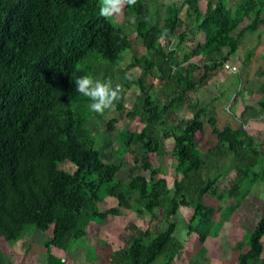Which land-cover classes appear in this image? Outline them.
Here are the masks:
<instances>
[{"label":"trees","instance_id":"obj_1","mask_svg":"<svg viewBox=\"0 0 264 264\" xmlns=\"http://www.w3.org/2000/svg\"><path fill=\"white\" fill-rule=\"evenodd\" d=\"M147 3L125 6L136 20L133 31L145 53L131 55L122 68L123 55L132 48L131 34L125 24L99 15L101 0H0V248L34 230L49 231L43 246L46 264H67L52 248L73 254L78 244H103L100 238L88 243L91 223L103 225L124 210L140 220L149 217L150 225L160 212L154 230L129 222L123 247L111 253L110 264H153L158 258L172 264L184 247L174 220L184 207L192 211L186 234L197 237L203 258L206 239L217 238L252 187L264 183L260 144L242 127L219 129L215 110L199 101L191 118L175 117L237 53L244 36L264 24V0H240L233 10L226 0L207 1L204 11L199 0H184L179 7L167 6L160 25L145 21ZM188 36L201 40L179 57ZM251 53L244 55L246 61ZM136 68L141 75L131 80L127 72ZM86 74L119 84L123 91L112 109L141 125L117 131L118 117L107 122L117 142L118 165L104 161L100 144L90 138L109 109L90 111L89 99L75 91V78ZM132 86L138 95L127 110L125 97ZM203 116L216 143L197 158L194 147ZM167 140L172 141L170 152ZM137 147L141 159L135 156ZM168 154L172 187L149 161V156ZM129 157L134 163L127 180L117 179ZM64 163L74 166L72 173L60 168ZM232 169L235 177L220 194L219 183ZM206 197L217 201L215 209L204 203ZM108 198L116 204L101 210ZM263 238L264 215L236 242V263L264 264ZM198 255L187 264H200ZM5 259L0 251V264H13Z\"/></svg>","mask_w":264,"mask_h":264},{"label":"rangeland","instance_id":"obj_2","mask_svg":"<svg viewBox=\"0 0 264 264\" xmlns=\"http://www.w3.org/2000/svg\"><path fill=\"white\" fill-rule=\"evenodd\" d=\"M184 0H148L146 5V17L145 21L151 25H160L163 23V18L167 12V6L173 4L176 7H179ZM207 1L217 2L218 0H199V7L202 11L205 10ZM229 4L231 10L235 8L237 3L240 0H226ZM181 17L185 18V13H181ZM114 20L117 23L125 24L126 30L131 34L130 38L132 40V48L123 55V61L121 67L125 68L129 61L131 55L140 56L145 53V50L141 42L136 38V34L133 31L134 22H132V17H130L127 10L123 9L122 13L113 16ZM262 18L264 20V10L262 13ZM189 40L181 45L178 49V56L181 57L185 53H190L196 42L201 40V38L196 37L194 40L187 37ZM175 43L169 47L173 48ZM252 47L254 49V56L260 61L259 53L264 48V24H261L259 30L253 34H246L242 39L240 46L238 47L237 53L231 56L230 62L227 64L233 66L237 69V72L229 74L223 69H220L214 73V75L207 82V86H204L202 89L198 90V93L191 97L192 101L187 107L183 110H180L176 113L177 119H189L192 117V108L195 101H199L201 105H208L212 109H218L215 116L217 119V124L222 128L223 123L226 122L225 117L228 114H232L235 107L240 105L238 94L241 95L242 102L244 101V95L246 102H249V109L252 108L251 104L256 105L257 96L254 94H245L243 91V81L241 79H247L248 69H245L243 64L241 65L244 54H246V49ZM252 53V54H253ZM125 59V60H124ZM200 58H193L192 61L198 63ZM264 60V55L262 57ZM201 65V64H199ZM248 66V63H246ZM127 75L131 80H136L141 75L139 69H133L127 72ZM233 75V76H232ZM239 76L241 79H239ZM249 90L257 91L256 85H250ZM138 95V88L132 86L125 97V106L126 109H130ZM264 98V96H262ZM235 102H234V101ZM234 105V107H232ZM247 105V106H248ZM237 106V107H238ZM236 107V108H237ZM229 110V111H228ZM252 111V110H250ZM118 117V113L114 109H109L105 112L103 119H101L91 130L90 138L95 140L96 144H100L101 156L104 161L112 162L116 165L119 164V159L116 155L117 142L115 140V135L110 134L107 129V122L113 118ZM176 119V120H177ZM202 121L204 122V128L201 133L196 135V142L194 147V153L197 158H202L204 153L209 149L213 148L216 143V138L211 134L210 128L206 123V118L203 116ZM229 121V120H228ZM264 122V119H263ZM227 124V123H226ZM229 124V122H228ZM263 126V124H262ZM141 127L138 119L129 121L126 116L118 117V122L115 125V130L119 131L121 129H127L130 131L138 130ZM260 132H264L260 130ZM104 137V140L101 138ZM106 139V140H105ZM260 143V150L262 155H264V134H260L258 138ZM172 141H166V150L170 152L172 149ZM135 156L137 158L142 157V151L139 147L136 148ZM141 159V158H140ZM149 161L155 166L159 167L163 177L167 180L169 187H172L173 182V169H172V160L170 155H166L161 158L154 156H149ZM128 165L121 168L117 174V179L127 180L130 168L134 163V160L129 157L127 159ZM74 166H71L69 163H64L60 165V168L66 172H73ZM146 178L149 177L147 172L140 170L138 172ZM234 172H230L223 180L220 181L218 190L222 194L225 189L230 185ZM253 197L249 199V202H244L239 211L235 212V215L231 217L229 223H224L221 228L217 238L209 237L204 243L205 253L203 258L199 257L198 250L200 245L198 243L197 237L187 236V220L190 218L192 211L181 207L179 209L178 215L175 217L176 231L175 235L179 240L184 244L183 250L178 254L172 264H187L190 258H193L198 255L200 264H237L236 258L237 253L234 252V246L236 242L242 239L244 233L248 234L253 227L255 222L263 216L264 214V184H259L255 187L253 192ZM108 198L101 205V210L107 209L112 205H115L116 202ZM204 203L206 205L212 206L214 209L217 206V201L206 197ZM229 203V202H228ZM162 213H157V220L153 221L149 225L150 218L145 217L143 220L137 219L133 212L121 210V215L117 217L109 216L103 225L97 223H91L88 227V235L90 241L93 243L96 242L99 238L103 240V244L99 246H94L91 248H85L83 244H78L76 251L72 253H64L57 249L51 250L52 254L56 257L62 259L67 264H110L111 253L121 247H123L124 238L128 235L126 232V227L131 221H135V224L138 227L147 229L149 226L154 230L161 223ZM219 213L215 212L213 220L218 221ZM49 236V231L45 234H42L38 230H34L31 234L23 237L20 241L16 243H4L1 245L0 251L5 256V260L13 261V264H46L45 249L44 244L46 243ZM247 237H245L246 239ZM263 247H264V238ZM247 247V246H246ZM245 247V249H246ZM244 250V249H243ZM71 254V255H70ZM264 256V254H263ZM153 264H165L163 258H158Z\"/></svg>","mask_w":264,"mask_h":264},{"label":"crops","instance_id":"obj_3","mask_svg":"<svg viewBox=\"0 0 264 264\" xmlns=\"http://www.w3.org/2000/svg\"><path fill=\"white\" fill-rule=\"evenodd\" d=\"M245 51H246V53L249 51H252V53H253L254 49L252 47H250V48L246 49ZM254 55L255 54L253 53L251 55V57L249 58V60H247V61L245 59H243V61L241 63V65L243 64L245 69H248L247 70L248 71L247 79L242 80L239 76H237V77H239V79H241V82L243 81V83H244L243 84V86H244L243 91L245 94L246 93L247 94H254L257 96V98L255 100L257 106L255 107V103H254V105L251 104L252 108L249 109L248 104H250V103L246 102V101H248L245 98L246 95H244V101L242 102L241 95L238 94V97H239L238 99L240 100L239 101L240 105L239 106L237 105L238 106V107L236 106L237 108L235 107V109H234V111H232L231 115L228 114L225 117L229 121L226 120V122L223 123L222 128L225 126H228L232 129L236 130V129L242 127V129L245 132H247L254 139V141L257 144H260L258 142V138H260V134H262V133L264 134V132H260V130L264 131V122H263V119H264V98H262V96H263L262 92L264 91V60H262V57L264 55V48L259 53V56H260L259 58L261 59L260 61ZM229 62H230V59H229ZM246 63H248V66H246ZM253 84L257 86V91L256 90L251 91L248 89L250 87V85H253ZM202 88H200V89H202ZM232 107H234V105ZM250 110H252V111H250ZM217 111H218V109H215L216 113H217ZM247 116H250V117H247ZM228 122H229V124H228ZM262 124H263V126H262ZM217 126L219 129H222L219 127L218 124H217ZM260 153H261V150H260ZM260 156H261V158H264V155H262V153L260 154ZM263 162H264V160H263ZM232 171L235 173L234 169H232L230 172H232ZM234 177H235V174H234ZM234 177H233V179H234ZM233 179H232V181H233ZM259 184H264V183L260 182V183L255 184L252 187L249 195L242 201L239 208H241V206L243 205L244 202H247V203L249 202V199L251 197H253V195H254L253 192H254L255 187L258 186ZM239 208L236 210V212L239 211ZM256 222H255V224H256ZM245 250H247V248ZM263 254H264V248H263ZM263 254H262V258L264 259Z\"/></svg>","mask_w":264,"mask_h":264},{"label":"clouds","instance_id":"obj_4","mask_svg":"<svg viewBox=\"0 0 264 264\" xmlns=\"http://www.w3.org/2000/svg\"><path fill=\"white\" fill-rule=\"evenodd\" d=\"M135 3L136 0H101L99 15L105 19L117 16L122 13L125 6H132ZM74 84L75 91L89 99V110L99 114L113 108L123 91L119 84L113 86L111 80L95 79L90 74L75 78Z\"/></svg>","mask_w":264,"mask_h":264},{"label":"built area","instance_id":"obj_5","mask_svg":"<svg viewBox=\"0 0 264 264\" xmlns=\"http://www.w3.org/2000/svg\"><path fill=\"white\" fill-rule=\"evenodd\" d=\"M223 68L226 72H229V74H233V73L237 72V69L235 67L230 66L227 63L224 64Z\"/></svg>","mask_w":264,"mask_h":264}]
</instances>
